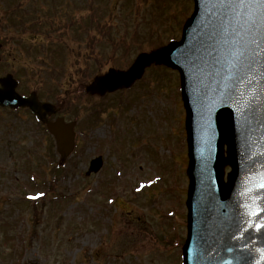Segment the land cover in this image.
Listing matches in <instances>:
<instances>
[{"label": "rangeland", "instance_id": "1", "mask_svg": "<svg viewBox=\"0 0 264 264\" xmlns=\"http://www.w3.org/2000/svg\"><path fill=\"white\" fill-rule=\"evenodd\" d=\"M192 9V0H86L87 18L93 14L100 25L111 26L114 39L129 42L117 49L114 62L107 59L110 45H97L103 60L96 66L82 61L87 79L127 66L160 40L179 38L180 20ZM88 41L80 44L86 58L95 54ZM70 42L78 51L77 41ZM27 51L20 64L23 86L38 88L54 52L34 57ZM65 57L77 58L67 50ZM66 61L55 65L70 67ZM146 71L142 82L105 97L78 92L83 75L68 80L66 71L53 77L62 86L50 101L65 97L62 115L77 121V136L75 153L50 189L49 181L34 178L53 179L50 163L59 166L53 138L31 113L0 109V264H182L188 153L179 75L161 65ZM95 104L102 109L97 118ZM98 155L104 157L102 169L86 176ZM141 182L145 187L137 191Z\"/></svg>", "mask_w": 264, "mask_h": 264}, {"label": "water", "instance_id": "2", "mask_svg": "<svg viewBox=\"0 0 264 264\" xmlns=\"http://www.w3.org/2000/svg\"><path fill=\"white\" fill-rule=\"evenodd\" d=\"M195 9L186 21L182 39L160 47L151 54H140L124 73L100 77L89 86L102 93L130 86L152 62L163 63L181 74L182 97L187 110L190 189L189 234L184 246L185 264H264V92L248 89L244 70L228 76L227 46L220 35L215 47L224 72L217 74L207 63L205 49L209 24H217L212 11H219L212 0H194ZM180 54L196 55L195 63ZM259 81L260 77H256ZM0 104L29 106L45 119L55 106L39 102L37 95L20 96L10 77L0 79ZM264 86L253 84L252 89ZM255 94V100H251ZM75 122L59 117L48 123L56 137L63 163L73 150ZM227 144V155L225 154ZM102 158L91 162L98 171ZM232 171L225 180L224 167ZM255 213V214H254ZM38 264V263H30Z\"/></svg>", "mask_w": 264, "mask_h": 264}, {"label": "flooded vegetation", "instance_id": "3", "mask_svg": "<svg viewBox=\"0 0 264 264\" xmlns=\"http://www.w3.org/2000/svg\"><path fill=\"white\" fill-rule=\"evenodd\" d=\"M54 12L63 15V26V22L50 25ZM85 25L86 0H0V76L13 73L22 91L25 51L38 55V46L34 45L40 40L45 43L73 38L86 42Z\"/></svg>", "mask_w": 264, "mask_h": 264}, {"label": "snow or ice", "instance_id": "4", "mask_svg": "<svg viewBox=\"0 0 264 264\" xmlns=\"http://www.w3.org/2000/svg\"><path fill=\"white\" fill-rule=\"evenodd\" d=\"M212 2L219 11L213 10L211 14L219 23L208 25L206 62L211 64L218 75L225 71L216 54V36L219 34L222 42L227 46L228 76L243 69L242 79L247 78L248 89L253 93L264 92V88L252 89L253 84L259 83L264 86V0H212ZM180 56L190 63L196 62V55L180 54ZM257 76L260 77L259 81L256 79ZM251 100H255V94L252 95ZM147 183L151 184L153 181ZM144 187L145 183L141 182L137 191ZM260 187L264 188V183H261ZM42 195L44 193L37 194V196ZM37 196L30 198L36 199ZM256 227L264 230V225L258 224Z\"/></svg>", "mask_w": 264, "mask_h": 264}]
</instances>
